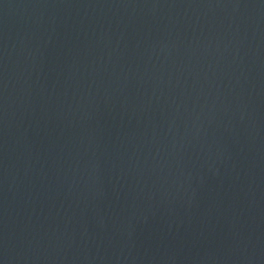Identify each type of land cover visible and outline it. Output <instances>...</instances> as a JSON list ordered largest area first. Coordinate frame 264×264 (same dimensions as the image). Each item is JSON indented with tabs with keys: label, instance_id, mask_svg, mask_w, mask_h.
Returning <instances> with one entry per match:
<instances>
[{
	"label": "water",
	"instance_id": "1",
	"mask_svg": "<svg viewBox=\"0 0 264 264\" xmlns=\"http://www.w3.org/2000/svg\"><path fill=\"white\" fill-rule=\"evenodd\" d=\"M0 264H264V0H0Z\"/></svg>",
	"mask_w": 264,
	"mask_h": 264
}]
</instances>
